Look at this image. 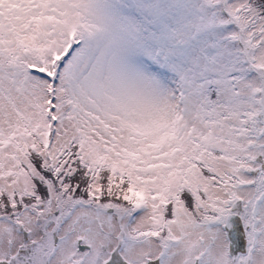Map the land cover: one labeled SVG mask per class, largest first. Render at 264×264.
<instances>
[{
  "label": "snow or ice",
  "instance_id": "6c2138e0",
  "mask_svg": "<svg viewBox=\"0 0 264 264\" xmlns=\"http://www.w3.org/2000/svg\"><path fill=\"white\" fill-rule=\"evenodd\" d=\"M0 264H264V0H0Z\"/></svg>",
  "mask_w": 264,
  "mask_h": 264
}]
</instances>
